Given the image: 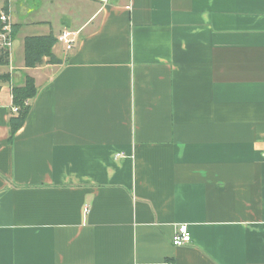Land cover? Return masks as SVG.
<instances>
[{
    "label": "crops",
    "instance_id": "0c3cea01",
    "mask_svg": "<svg viewBox=\"0 0 264 264\" xmlns=\"http://www.w3.org/2000/svg\"><path fill=\"white\" fill-rule=\"evenodd\" d=\"M8 6L0 264H264V0ZM48 35L55 62L24 68ZM21 72L36 95L9 141Z\"/></svg>",
    "mask_w": 264,
    "mask_h": 264
},
{
    "label": "trees",
    "instance_id": "16d2710c",
    "mask_svg": "<svg viewBox=\"0 0 264 264\" xmlns=\"http://www.w3.org/2000/svg\"><path fill=\"white\" fill-rule=\"evenodd\" d=\"M13 34L15 33V27L13 26ZM24 68H34L41 64L44 57H48L50 62H55L51 49L56 43V40L51 36L40 37H26L24 39ZM8 63V57L0 52V66H6ZM0 80L8 81V76H1ZM23 87L13 86L11 96L13 100V106L17 108L15 117H12L8 122V128L10 130L9 141L13 138V135L27 120L30 107L26 105L29 99H32L36 95V87L33 80L26 75L24 77Z\"/></svg>",
    "mask_w": 264,
    "mask_h": 264
},
{
    "label": "built area",
    "instance_id": "2783aa9c",
    "mask_svg": "<svg viewBox=\"0 0 264 264\" xmlns=\"http://www.w3.org/2000/svg\"><path fill=\"white\" fill-rule=\"evenodd\" d=\"M101 5H107L111 0H90ZM12 25L10 21V16L6 13H0V52H2L7 57H10L11 51L13 48V41L11 38ZM74 33L71 31H63L57 37V41L65 46V49L68 51L71 49L74 39ZM13 112H17V108H13ZM190 233L187 229V226L182 224L176 230L175 235L171 240V244L175 247L188 245L190 243Z\"/></svg>",
    "mask_w": 264,
    "mask_h": 264
},
{
    "label": "rangeland",
    "instance_id": "374dc122",
    "mask_svg": "<svg viewBox=\"0 0 264 264\" xmlns=\"http://www.w3.org/2000/svg\"><path fill=\"white\" fill-rule=\"evenodd\" d=\"M8 1L9 0H0V13H6V14H8V16H10V13H9L10 11H8L9 10ZM10 21H11V25H12V18H11V16H10ZM15 29H16V26H15ZM11 31L12 32L10 34H11V38H12V41H13V37H14L13 28H12ZM23 49H24V45H23ZM10 63H11V55H10V57H8V63H7V65H9ZM19 76L20 77H22V76L24 77V74L21 72Z\"/></svg>",
    "mask_w": 264,
    "mask_h": 264
}]
</instances>
